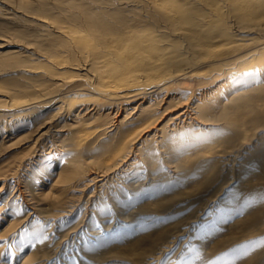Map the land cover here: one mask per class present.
Wrapping results in <instances>:
<instances>
[{
	"label": "rangeland",
	"instance_id": "1",
	"mask_svg": "<svg viewBox=\"0 0 264 264\" xmlns=\"http://www.w3.org/2000/svg\"><path fill=\"white\" fill-rule=\"evenodd\" d=\"M126 14L128 0H31L30 4L0 0V52L19 53L18 63L0 56V92L23 100L31 87L50 84L43 72L26 69L46 64L34 47L49 52L57 45L56 33H99L103 23ZM28 44L29 49L24 46ZM214 75L208 74L201 83L186 79L190 83H182L177 92L184 97L193 93L192 101L216 92L220 78ZM172 104L155 108L159 127L170 118L164 109ZM27 112L14 121L0 115V264H264V247L259 244L264 239V131L252 138L247 145L252 152L243 153L238 162V158L206 157L208 150L225 145L228 130L217 121L165 129L159 144L144 142L131 158L132 165H122L107 182L93 181L96 165H84L87 173L65 184L58 180V158L65 152L61 137L54 139L58 142L54 146L47 138L36 145L27 138L49 116L50 107L23 113ZM188 174L192 177L186 180ZM151 197L162 199L163 211H134ZM260 214L263 221L260 217L259 225L251 224ZM165 224H177L180 235L164 250L159 242L160 246H141L135 255L109 252L110 246L130 243L140 234H157ZM111 254L121 258H110Z\"/></svg>",
	"mask_w": 264,
	"mask_h": 264
},
{
	"label": "bare ground",
	"instance_id": "2",
	"mask_svg": "<svg viewBox=\"0 0 264 264\" xmlns=\"http://www.w3.org/2000/svg\"><path fill=\"white\" fill-rule=\"evenodd\" d=\"M55 39L57 45L49 52L34 47L46 64L26 69L43 72L50 84L31 87L23 100L0 92V115L14 121L27 116L25 110L50 107L49 116L27 138L33 145L47 138L54 146L58 143L54 139L61 137L65 152L58 158L59 182L71 183L87 173L84 165H96L92 180L103 184L122 165H132L131 158L144 142L159 144L165 129L175 131L217 121L228 130L225 145L208 150L206 157L238 158V162H242L243 153L252 152L247 148L252 138L264 131V0H128V14L103 23L99 33L61 30ZM24 46L30 48L29 44ZM18 54L16 49L0 52L15 63ZM210 73H216L214 79L220 78L216 92L202 94L196 101L191 100L193 93L184 97L177 92L182 83H201ZM171 102L164 109L171 116L159 127V116L153 112L161 103ZM191 177L188 174L186 180ZM159 200L151 197L134 211L161 212L163 201ZM260 217H252L250 223ZM244 224L247 226L246 221ZM177 231V224H167L155 235L150 231L147 236L134 235L130 243L114 244L109 252L135 255L141 246L155 247L159 242L164 250L180 235Z\"/></svg>",
	"mask_w": 264,
	"mask_h": 264
},
{
	"label": "snow or ice",
	"instance_id": "3",
	"mask_svg": "<svg viewBox=\"0 0 264 264\" xmlns=\"http://www.w3.org/2000/svg\"><path fill=\"white\" fill-rule=\"evenodd\" d=\"M259 244L261 247H264V239L259 241ZM253 248H255V244L252 245ZM237 252H239V249L236 250ZM242 255L246 254V253H241Z\"/></svg>",
	"mask_w": 264,
	"mask_h": 264
}]
</instances>
